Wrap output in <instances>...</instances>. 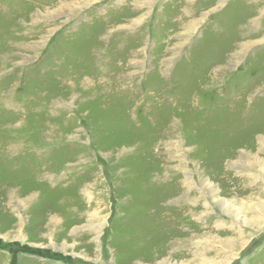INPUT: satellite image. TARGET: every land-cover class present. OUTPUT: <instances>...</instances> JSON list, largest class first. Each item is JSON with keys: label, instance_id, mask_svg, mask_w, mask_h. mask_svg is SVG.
<instances>
[{"label": "rangeland", "instance_id": "rangeland-1", "mask_svg": "<svg viewBox=\"0 0 264 264\" xmlns=\"http://www.w3.org/2000/svg\"><path fill=\"white\" fill-rule=\"evenodd\" d=\"M0 264H264V0H0Z\"/></svg>", "mask_w": 264, "mask_h": 264}]
</instances>
